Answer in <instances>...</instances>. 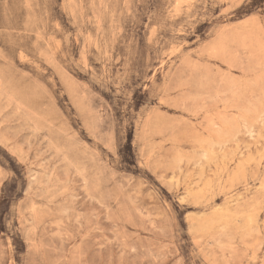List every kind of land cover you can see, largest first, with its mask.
<instances>
[{
	"label": "rangeland",
	"instance_id": "obj_1",
	"mask_svg": "<svg viewBox=\"0 0 264 264\" xmlns=\"http://www.w3.org/2000/svg\"><path fill=\"white\" fill-rule=\"evenodd\" d=\"M0 264H264V0H0Z\"/></svg>",
	"mask_w": 264,
	"mask_h": 264
},
{
	"label": "bare ground",
	"instance_id": "obj_2",
	"mask_svg": "<svg viewBox=\"0 0 264 264\" xmlns=\"http://www.w3.org/2000/svg\"><path fill=\"white\" fill-rule=\"evenodd\" d=\"M259 117H260V116H259ZM236 132H237V131H236ZM235 134H236V133H235ZM235 134H234V135H235ZM249 134H250V133H249ZM213 145H214V144H213ZM216 145H217V144H216ZM211 147H212V146H211ZM194 152H195V151H194ZM203 152H204V151H203ZM200 153H201V152H200ZM199 155H200V154H199ZM191 159H192V158H191ZM35 176H36V175H35ZM170 177H171V176H170ZM169 179H170V178H169ZM171 179H172V178H171Z\"/></svg>",
	"mask_w": 264,
	"mask_h": 264
}]
</instances>
